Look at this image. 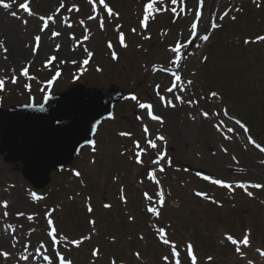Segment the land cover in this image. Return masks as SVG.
I'll use <instances>...</instances> for the list:
<instances>
[{
	"label": "rangeland",
	"instance_id": "rangeland-1",
	"mask_svg": "<svg viewBox=\"0 0 264 264\" xmlns=\"http://www.w3.org/2000/svg\"><path fill=\"white\" fill-rule=\"evenodd\" d=\"M146 1L108 0L110 6L120 13V17L107 21L105 14V31L99 29L97 22H87L92 35L84 45L94 56L91 63L85 66L87 71L82 75L80 62L86 58V54L83 45L75 51L72 50L74 42L69 38V34H74L77 40L84 35L78 21L86 20L92 14L91 10L87 11L85 0H65L68 5L76 3L81 7L79 13L62 12L63 15H71L73 29L62 28L58 23L54 30L62 31L63 35L52 40L49 39L50 32L45 33L41 50L36 57H32L31 50L26 48L25 44L31 42V37L37 33L39 21L31 19L25 31L19 21L13 20L0 9V39H4L9 48L8 61L0 57V68L6 70L3 74L10 75L7 69H19L28 60H34L30 74L37 77L36 81L31 82V93L24 90L23 84L27 81L23 78L15 86L8 83L6 90L0 92V108L34 102L40 105L46 94L61 93L75 86L78 81L97 88L116 85L122 91L135 93L140 102L152 103L154 114L163 116L165 121L160 125L149 119L146 109H139L136 101L125 99L132 95L127 93L116 109L115 119L104 122L100 127L96 138L97 152L93 154L88 147L83 149L71 168L53 172L51 184L40 191H35L25 181L21 173L22 164L17 166L6 162L8 153L0 152V200L8 199L11 202L10 212L13 214L17 210L37 214L34 221H27L23 217L17 219L10 215L6 221H0V228L9 222L23 223L25 232L36 228L37 231L30 238L32 243L36 244L45 237L47 231L44 213L48 209L56 208L53 216L56 226L69 239L88 235L92 232V225L88 221H96V234L92 240L86 241L79 249L72 247L70 252H65L73 264H93L91 251L97 246L101 248L102 255L95 260V264H109L112 256L117 258L118 264H162L161 257L165 250L156 245L157 240L151 228L155 218L146 212L148 201L143 198L144 192L155 198L157 186L146 179L144 168L135 163V148L132 143L138 139L143 146L142 127L147 125L152 138L157 134L166 137L167 144L162 147L166 149L168 156L173 158V167L158 174L166 194V204L161 210V224L172 225L167 229L169 238L181 249H184L187 242H193L199 255V264H247L246 259H240L236 255L234 246L224 239V234L229 233L237 239H242L244 230L250 227L252 247L242 250L247 254V258L255 259L256 264H264V260L255 252L257 247H264V190L248 188V191L253 192V197H248L243 189L235 188L234 191H229L219 188L197 178L193 172L184 171L185 168L182 167L189 165L202 169L213 177L233 184L264 183V164L260 163L264 160V153L248 144L243 130L222 115L214 120L224 119L228 127L234 128L237 135L231 141L224 140L216 132L212 127L213 120L199 117L194 122L190 119V114L195 115L200 109L209 110L210 113L219 111L221 101L201 100L198 107L191 108L187 103L180 105L172 94L166 92L171 77L162 72H152V66H170L168 59L171 54L167 48L174 45L177 39L187 41L192 16L174 23L171 13L158 14L154 21H149V28L145 31L141 29L139 20L142 18ZM239 1L244 12L237 14L235 4ZM166 3L170 5V0H166ZM187 3L188 7L192 8L196 0H187ZM257 3L263 6L264 0H257ZM58 5L59 0H32L31 6L37 13L50 14ZM226 8H231L232 11L229 17L220 21L219 15ZM213 15L221 25L215 30L211 29ZM232 15L237 16L236 21L230 19ZM231 22L234 31L228 33L224 29ZM259 22L264 25V16L258 12V7L252 0H205L203 22L198 36L208 34L210 39L205 42L197 38L188 46L186 53L193 55H189L184 61L182 77L184 80L194 81L185 96L186 100L199 99L209 91H217L223 97V104L229 112L248 124L251 135L264 147V42L245 45L247 50H239V47L244 45L246 36L247 39H253L251 31L257 28ZM116 24L123 25L121 31L125 33L128 44L126 49L119 45L118 35L114 31ZM132 28L137 29V34L132 33ZM140 33L150 35L151 39L144 40ZM108 41H112L119 56L118 60H112L107 48ZM57 43L61 45V49L54 52ZM139 45L142 47H138ZM50 55H56L57 62L45 69L43 62ZM204 56L208 57L206 63L201 62ZM60 60L68 62L60 64ZM73 60L77 63H71ZM97 67L103 71H96ZM53 69L60 70L61 76L49 89L46 86V81L49 80L47 75L49 70ZM193 72L196 73L195 76L191 75ZM157 84L161 85L162 95L177 103L176 109L163 107L156 95ZM42 87L45 91H41ZM137 116L143 119L137 120ZM121 131L132 132V138L120 137L118 133ZM221 145L228 149L227 154L221 151ZM147 155L155 158V152L151 150ZM233 156L236 161L232 160ZM92 159H95V164L90 163ZM143 159L147 167H150L145 156ZM73 169L79 170L82 176L75 177ZM9 185L15 187L9 188ZM121 187L125 189L127 204L122 203L119 198ZM28 190L45 199L30 201ZM196 191L207 192L223 207L196 197ZM89 196L92 213L87 211ZM105 203L111 204L112 207L104 208ZM130 215L135 217L133 221H129ZM141 235L143 240L139 239ZM112 237H115V243L111 242ZM61 248L63 249V245ZM0 249L13 251L17 258L22 251L20 245H17L16 249L11 248L7 235H0ZM52 251L50 248L49 252ZM136 251L141 253L139 261L133 256ZM182 256L185 257V264H190L185 251H182ZM208 256L213 258L211 262L207 261ZM0 264H16V259L4 261L0 258ZM20 264L24 262L21 261ZM41 264L44 262L41 261Z\"/></svg>",
	"mask_w": 264,
	"mask_h": 264
},
{
	"label": "snow or ice",
	"instance_id": "snow-or-ice-1",
	"mask_svg": "<svg viewBox=\"0 0 264 264\" xmlns=\"http://www.w3.org/2000/svg\"><path fill=\"white\" fill-rule=\"evenodd\" d=\"M88 4L91 6L92 14L89 15L86 20L80 19L78 24L83 28L84 35L81 39L77 40L74 34H69V38L73 40V51L76 48H79L83 45L84 53L86 54V58L83 59L80 64L82 67L81 75L84 71H87L85 66L89 65L90 61L93 59L94 53L88 49L86 45H84L85 41L90 40L91 32L87 27V22H97L99 29L101 31L106 30V19L107 21H112L113 19H119L120 13L115 11L106 0H87ZM254 4L259 8L260 4L257 3V0H252ZM32 5V0H0V9L4 10V12L13 20L19 21L20 25L24 28L25 31L28 29L29 21L31 19H35L39 21L37 26V33L31 37V42L25 44V47L31 50L32 57H36L42 46V37L45 33L50 32L49 39L55 40L63 35L62 31L54 30L55 26L59 23L62 28L73 29L74 25L71 22V15H63L62 12L66 11L68 14L79 13L81 11L79 5L76 3H71L70 5L65 3V0H59L58 7L55 8L50 14H40L34 11ZM204 7L205 0H196V4L194 7L189 8L187 0H170V5L166 3V0H147L143 7V15L139 20V24L141 29L147 31L149 28V21L155 20L158 14L163 13H171L174 17L173 22L175 23L179 19H186L190 15L192 16L191 23L188 27L189 38L187 41L177 39L174 45H169L167 51L171 54L168 59L169 67H164L163 65L157 66L153 65L151 71L152 72H162L171 77L170 86L166 88V92L170 93L174 96L175 101H177L180 105H187L191 108H196L200 105L201 100L211 101V100H219L221 101V109L219 111L211 112L209 110L200 109L197 114H190V119L194 122L197 121L199 117H202L204 120H213L212 127L219 133L224 140L231 141L233 137L237 135L235 133L234 128L228 127L225 124L224 119L214 120L215 117H220L221 115L227 118L229 121L233 122L235 125H238L240 129L243 130L245 136L247 137L248 144L252 145L260 152L264 153V147H262L256 140L253 139L250 134L249 127L234 116L229 114V109L227 106L223 104V97L217 91H209L207 95H201L199 99H185V96L188 94L190 88L193 86L194 81L192 79L184 80L182 77V71L185 67L184 61L187 60L189 55H193V53H186V49L193 41L199 38L202 41H209L210 35L205 34L202 36H198L200 31V25L203 22L204 16ZM243 9L237 7L235 9L236 12H241ZM231 8H226L220 15L219 20L223 21L225 18L229 17ZM232 21H236L237 17L232 15L230 17ZM123 25L116 24L114 31L118 35L119 45L121 48H128V44L126 43L125 33L121 31ZM221 25L216 22V17L213 15L211 17V29L215 30L220 28ZM132 33L137 34V29L132 28ZM166 35V33H163ZM142 35L144 40H150V35ZM182 35V34H181ZM264 42V35H256L254 39H244L243 43L245 45L249 44H259ZM138 47H142L139 45ZM198 47V45H197ZM107 48L111 53L112 60H118L119 56L114 49L112 41H108ZM61 49V45L57 43L54 48V52H59ZM9 48L4 39H0V57L4 61H8L9 58ZM208 61V57L204 56L202 58V63H206ZM57 62L56 55H50L43 62L44 68L48 69L53 66L54 63ZM68 61L60 60V64L67 63ZM34 60H28L25 62L19 69L16 67H12L11 69H7L10 75H4L3 73L6 71L3 68H0V92H4L6 90V85L10 83L11 85H17L21 78H23L26 83L23 84V88L25 91L31 93L32 87L31 82L36 81L37 77L35 75L30 74V68L32 67ZM71 63L75 64L77 61L73 60ZM96 71L102 72L103 69L97 67ZM192 76H195L196 73H191ZM61 76V72L57 70L51 79L46 81L47 88H51L54 82ZM40 82V81H38ZM44 83V82H40ZM161 85H156V95L159 97L160 102L162 103L164 108L176 109L177 103H174L172 99L166 98L165 95H162L160 92ZM41 91H45L42 87ZM183 94V95H181ZM195 95V93H192ZM45 101L50 99V95L46 94L44 97ZM125 99H131L132 101L137 102V106L139 109H146L147 116L152 121L158 122L160 125L165 123L163 116L156 115L153 112V104L152 103H143L140 102L135 94H132L130 97H125ZM32 107L33 105H28ZM41 110H43L41 108ZM91 119H94L92 117ZM91 119L86 121L82 130L75 131L71 128L63 129L66 133V140L69 146L68 151L69 154L71 152L79 153L85 147L90 148L91 152L95 154L97 152V143L95 139H89V132H91L94 137L98 131L99 121L96 124L91 123ZM107 119L114 120L115 115L110 114ZM137 120H142L143 117L137 116ZM143 146L140 140H133V146L135 148L134 158L135 163L144 168L146 177L149 181L154 183L157 186V191L155 193V198L152 195H149L148 192L143 193V197L148 204L146 205V212L151 214L152 217L155 218V221L151 224V228L153 230V234L155 239L158 241L160 245L165 249V254L161 257L162 264H185V257L182 256V251H186V259L190 264H198V256L196 254V249L191 241L187 242L184 246V249H181L179 245L169 238V233L167 231L168 228H171V224L162 225L161 224V210L165 207L166 204V194L163 186L161 185V181L158 178V173H165L167 168L173 167V158L168 156L167 151L162 145L167 144L166 137L161 134H157L154 138H152L150 134V130L147 125H143ZM231 134V135H230ZM120 137H127L129 139L132 138L133 133L129 131H121L118 133ZM83 140V143H81ZM245 149H247V145H245ZM155 152V158L151 160V164L155 167H147L146 161L143 159L144 156L148 154L149 151ZM221 151L225 154L228 153V149L221 145ZM121 155H125V153H121ZM233 161H236V157H232ZM57 163H62L63 161L57 160ZM90 163L95 164V159H92ZM261 164H264V160L260 161ZM55 167V164H53ZM178 170V169H177ZM189 169L185 168L184 171H188ZM63 171V169H61ZM243 171V169H241ZM73 175L75 177H81L82 173L79 170L73 169ZM196 177L208 182L214 186L219 188L228 189L229 191H234L235 188L243 189L248 197H253V192L248 191V188L253 189H262L264 190V183H251V182H236L233 184L232 182L225 181L221 178L213 177L211 174H204L200 171H196ZM115 179V178H114ZM143 183V180L140 181ZM15 185H9V188H14ZM7 191V189L5 190ZM120 192V200L122 203L127 204L128 200L125 196V189L121 187L119 189ZM170 195V193H169ZM196 197H199L205 201H208L212 204H216L218 207H223L219 201L210 196L207 192L196 191L194 193ZM28 199L32 202H38L45 197L37 195L36 192L28 190L27 192ZM71 198V197H70ZM89 201L87 204V211L89 213L93 212L91 197H87ZM112 205L105 203L104 208H111ZM11 202L8 199L0 200V221H6L10 215H14L17 219L26 218L27 221H34L36 219V213L29 214L23 210H17L14 214L10 212ZM57 211L56 208L48 209L44 213V218L47 223V231L45 237L38 240L36 244L32 243L30 239L33 234L37 231L36 228H31L29 231H24V224H13V223H4L3 227L0 228V235H7L11 241V248L16 249L17 245L21 246L22 251H20L18 258L16 257V253L9 250L0 249V258H3L4 261H8L9 259H16V264H20L21 261L24 264H41V261L44 264H73L71 258H69L65 252H70L72 247L79 249L81 245H83L86 241H91L93 235H95V225L96 221L89 220L88 223L92 225V232L88 235H81L78 239H69V237L63 233H61L54 221V213ZM129 221H133L135 217L129 216ZM252 230L251 228H247L244 230L242 234V239L235 238L232 234L225 233L224 239L227 240L231 245L234 246V251L236 255L240 259H246L247 264H256L255 259L247 258V254L243 249L252 247ZM139 239L143 240L144 237L141 235ZM111 242L115 243V237L111 238ZM61 245H63V249H61ZM53 249L50 253L49 249ZM32 249V250H30ZM255 252L258 256L264 260V247H257ZM102 255V250L100 247H94L91 251V256L93 259V264H95V260L99 259ZM133 256L137 261L141 260V253L136 251L133 253ZM212 257L208 256L207 261L211 262ZM109 264H118L117 258L112 256L109 260Z\"/></svg>",
	"mask_w": 264,
	"mask_h": 264
},
{
	"label": "water",
	"instance_id": "water-1",
	"mask_svg": "<svg viewBox=\"0 0 264 264\" xmlns=\"http://www.w3.org/2000/svg\"><path fill=\"white\" fill-rule=\"evenodd\" d=\"M122 96L114 85L107 90L79 83L51 96L42 105L0 110V152L8 153L7 162L22 163L25 179L36 189H42L51 183L53 171L72 165L81 152L69 154L66 133L62 130L80 131L92 117V124L100 122L99 129L101 123L115 113ZM88 136L89 139L95 137L91 132ZM57 160L63 162L57 163ZM186 168L205 173L189 165Z\"/></svg>",
	"mask_w": 264,
	"mask_h": 264
},
{
	"label": "trees",
	"instance_id": "trees-1",
	"mask_svg": "<svg viewBox=\"0 0 264 264\" xmlns=\"http://www.w3.org/2000/svg\"><path fill=\"white\" fill-rule=\"evenodd\" d=\"M242 6V4L241 3H239V6H237V7H241ZM91 7V6H90ZM244 12V11H243ZM258 12L260 13V14H262V16H264V5L263 6H260L259 8H258ZM239 13H241V12H239ZM238 14V13H237ZM236 14V15H237ZM235 15V16H236ZM237 17V16H236ZM262 19V18H261ZM262 22H263V20H261ZM233 22H231V23H228L227 25H226V27H225V31L226 32H233L234 31V29L231 27V24H232ZM262 27H264V25L262 26L261 24H260V22H259V24H258V26H257V28L256 29H254V31H251V33H252V36H256V35H259V34H261V33H264L263 31H264V29L262 28ZM262 35H264V34H262ZM241 44V43H240ZM244 46V45H243ZM242 45H241V47H239V50H247V48L244 46L243 47ZM234 47H236V46H234ZM87 212V211H86Z\"/></svg>",
	"mask_w": 264,
	"mask_h": 264
}]
</instances>
